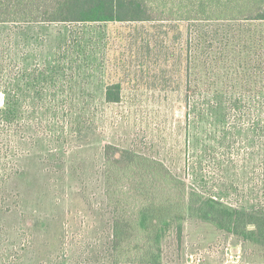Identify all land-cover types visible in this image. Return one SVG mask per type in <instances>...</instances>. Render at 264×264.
Segmentation results:
<instances>
[{
	"label": "trees",
	"instance_id": "trees-1",
	"mask_svg": "<svg viewBox=\"0 0 264 264\" xmlns=\"http://www.w3.org/2000/svg\"><path fill=\"white\" fill-rule=\"evenodd\" d=\"M155 22L178 28L180 41V28L187 27L180 50L166 46L164 59L173 61V69L163 68L162 79L165 89L183 95L186 142L196 158L218 167L227 148L235 163L246 125L255 156L264 154V50L252 37L264 31V0H0V28L11 30L0 32V193L23 174L22 160L35 148L60 139L77 142L93 126V99L85 91L99 65L97 36L88 28ZM49 24L69 25L68 39L53 61L29 64L16 30ZM98 50L105 63L103 104H118L122 81L108 68L106 47ZM141 50L151 52L145 44ZM149 63H140L144 72ZM60 154L53 147L46 156ZM103 156L111 227L102 254L85 264H165V234L174 226L181 237L189 211L221 231L264 243V208L237 207L207 190V182L189 184L163 162L131 149L107 143Z\"/></svg>",
	"mask_w": 264,
	"mask_h": 264
},
{
	"label": "rangeland",
	"instance_id": "rangeland-1",
	"mask_svg": "<svg viewBox=\"0 0 264 264\" xmlns=\"http://www.w3.org/2000/svg\"><path fill=\"white\" fill-rule=\"evenodd\" d=\"M160 24L88 28L97 36L94 57L99 65L95 80L85 91L93 99L88 117L94 124L81 140L60 139L54 146L49 143V148H35L22 160L23 174L0 193V264H85L102 254L101 245L108 240L111 227L103 173L107 143L159 160L189 184L207 182V190L237 207L264 208V154L255 156L258 148L252 145L249 125L244 127L248 132L238 135L235 163L228 161L227 148H222L218 167L205 159L199 161L188 148L183 95L165 89L162 79L163 68L173 69V61L164 59L166 46L171 52L180 50L187 40V27L181 26L184 38L180 41L178 28ZM70 30L65 24L30 25L17 29L16 38L28 52V63L42 64L56 58ZM10 31L0 28V32ZM252 37L264 50V31ZM143 44L151 52L141 50ZM103 47L108 52V68L116 70L115 80L124 87L118 104L104 105L102 101L105 63L98 48ZM144 60L150 62L149 73L140 64ZM0 97L2 105V93ZM53 147L61 157L46 156ZM126 183L124 179V190ZM163 249L165 264H192L191 256L193 261L201 259L200 264H264V243L221 231L201 220L196 211H189L181 237L174 226L167 230Z\"/></svg>",
	"mask_w": 264,
	"mask_h": 264
},
{
	"label": "built area",
	"instance_id": "built-area-1",
	"mask_svg": "<svg viewBox=\"0 0 264 264\" xmlns=\"http://www.w3.org/2000/svg\"><path fill=\"white\" fill-rule=\"evenodd\" d=\"M232 257H233V256H232ZM190 260H191L190 263H192V264H200V260H201V259L195 260V261H196V263H195V261H193V256H191V257H190Z\"/></svg>",
	"mask_w": 264,
	"mask_h": 264
},
{
	"label": "water",
	"instance_id": "water-1",
	"mask_svg": "<svg viewBox=\"0 0 264 264\" xmlns=\"http://www.w3.org/2000/svg\"><path fill=\"white\" fill-rule=\"evenodd\" d=\"M1 98V97H0ZM1 100V99H0Z\"/></svg>",
	"mask_w": 264,
	"mask_h": 264
}]
</instances>
